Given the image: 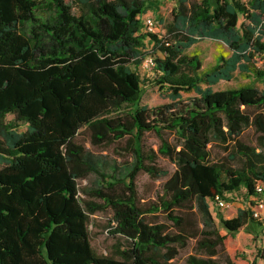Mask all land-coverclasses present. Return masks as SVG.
Here are the masks:
<instances>
[{
  "label": "trees",
  "instance_id": "1",
  "mask_svg": "<svg viewBox=\"0 0 264 264\" xmlns=\"http://www.w3.org/2000/svg\"><path fill=\"white\" fill-rule=\"evenodd\" d=\"M175 1L158 33L144 29L154 6L145 0H0V264H173L191 240L196 252L179 264L264 262V244L250 262L227 245L264 225L254 216L264 195V0ZM45 2L49 19L34 13ZM203 38L230 51L205 71L187 52ZM142 64L153 77L141 75ZM236 74L247 81L213 88ZM146 83L170 102L141 104ZM188 91L195 95L185 100ZM248 127L254 145L241 139ZM80 133L93 147L124 141L130 162L111 163ZM214 145L227 154L213 159ZM158 154L175 168L145 201L136 179L167 174ZM238 194L245 206L234 216L212 214L216 196ZM107 209V230L122 242L97 253L90 215ZM159 212L169 224L149 219Z\"/></svg>",
  "mask_w": 264,
  "mask_h": 264
},
{
  "label": "rangeland",
  "instance_id": "2",
  "mask_svg": "<svg viewBox=\"0 0 264 264\" xmlns=\"http://www.w3.org/2000/svg\"><path fill=\"white\" fill-rule=\"evenodd\" d=\"M149 1L153 4V7L147 9V11L142 14L144 16H150L153 18L155 23V32L160 33L161 30L165 31V26L172 21L173 11L176 9V1L175 0H145ZM197 1V0H189ZM74 6V4H73ZM75 7H73V10ZM35 15L41 17L43 19H49L53 15V9L48 2L41 4L36 10ZM158 19H163L164 25L158 22ZM187 52L189 54H196L202 60V70H207L214 63L215 59L219 54H223L228 56L230 51L228 47L223 44L221 41L213 40L210 38H203L198 40L196 43L192 44ZM262 63V62H261ZM259 62V65L261 64ZM141 75L144 78L153 77V72L150 68H148L145 64L139 68ZM247 80L242 76L236 74L231 80L223 81L220 80L218 83L213 85L214 89H224L230 86H236L246 82ZM259 85V84H258ZM202 86H206L202 84ZM195 93L193 91L182 92V98L188 100ZM170 102V98L166 95V93L160 90L156 85H152L150 83H146L143 88V96L141 99V104L148 105L149 107L158 105L161 103ZM12 115L7 114L5 119H11ZM19 130H24L25 125H20L18 127ZM257 134L253 130L252 127H248L244 130L241 139L243 142L254 145L256 144ZM172 138V137H171ZM87 136L85 134H78L77 140L82 142L87 147H90L92 151L95 153H102L106 155L107 159L111 163H116L118 167H124L125 164L130 162V152L127 149L121 148V146L125 145L124 141H120L119 143H112L107 146L102 147H93L86 140ZM145 143L147 146L153 147L157 149L158 147V138L152 134L148 133L145 136ZM227 152L220 145H214L211 147V157L213 159H220ZM236 166L240 164V159H236L233 161ZM156 164L160 166L162 169L167 171L166 175H162L158 178L152 177L147 173H140L136 179L137 190L139 196L146 200L157 199V195L162 193V183L164 180L168 178V176L173 172L175 166L174 164L166 157L158 154ZM82 183H85L83 180ZM240 194L231 195V199L224 203V206H219L214 203H210V210L213 215H216L217 212H220L224 217L229 218L236 214L238 208L244 207L245 203L241 199ZM263 206H257L258 212L260 214V219H264V195L262 196ZM110 219L109 210L98 211L90 215V243L93 249L97 253H108L112 249H114L115 245L119 242H122L119 236H112L108 232V224ZM150 220H157L164 223L169 224L170 221L166 217L165 213H157L156 216H149ZM264 225L263 226H247L245 229L240 230L235 233V236L231 238L227 245L231 249H237L239 252L245 254L248 262L252 261L256 254V244H264ZM196 252L195 242L193 240L188 241L186 246L179 249L178 254L172 260L173 264L181 263L189 254ZM256 264H264V262L260 259H256Z\"/></svg>",
  "mask_w": 264,
  "mask_h": 264
},
{
  "label": "built area",
  "instance_id": "3",
  "mask_svg": "<svg viewBox=\"0 0 264 264\" xmlns=\"http://www.w3.org/2000/svg\"><path fill=\"white\" fill-rule=\"evenodd\" d=\"M142 23H143V26H144V29H145V30L155 32V31H154V30H155V23H154L153 18H151L150 16H144V17H142ZM145 64H146V65H151V66H152V65H153V60H152V58H151V57H147V58L145 59ZM256 188H257V191H258V192H261V191H262L261 184L258 183L257 186H256ZM215 202H216V204L219 205L220 207H221V206H224V203H226L224 199H222V198H220V197H218V196H216ZM257 206H263V200H262V199H260V200L257 202ZM257 206H256V208L254 209V216H258V215H259V212H258V208H257Z\"/></svg>",
  "mask_w": 264,
  "mask_h": 264
}]
</instances>
